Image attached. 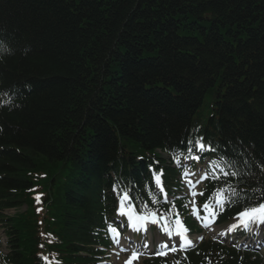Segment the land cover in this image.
<instances>
[{
	"label": "trees",
	"instance_id": "trees-1",
	"mask_svg": "<svg viewBox=\"0 0 264 264\" xmlns=\"http://www.w3.org/2000/svg\"><path fill=\"white\" fill-rule=\"evenodd\" d=\"M0 31L12 46L2 98L17 96L0 98V210L31 203L43 172L54 235L42 239L31 210L8 218L14 264H43V251L95 264L85 245L101 239L90 229L110 172L141 189L156 160L170 184L157 148L186 146L205 98L202 130L220 150L249 152L264 192V0H0Z\"/></svg>",
	"mask_w": 264,
	"mask_h": 264
},
{
	"label": "snow or ice",
	"instance_id": "snow-or-ice-1",
	"mask_svg": "<svg viewBox=\"0 0 264 264\" xmlns=\"http://www.w3.org/2000/svg\"><path fill=\"white\" fill-rule=\"evenodd\" d=\"M195 146L200 151L206 150V146L202 142H199V141L196 142ZM207 150H209V151L211 150V146L210 145L207 146ZM188 158L199 160V156L186 157V159H188ZM174 159H175L177 164L180 163V160H179L178 157H174ZM213 164H214V162H213ZM160 175H162V173ZM160 175H156L155 176V180H156L157 185L160 186L161 189H162V182L160 181ZM184 175L185 176L188 175L187 170H185ZM225 175H227V173H225ZM233 175H235V173H233ZM205 178H207V177H205ZM229 190L231 191L232 196H237L238 195V193L236 192L235 189H219V190H217L216 193H214V196L217 198L218 202L221 205L225 202V200H224L225 192H227ZM201 195H203V193H201ZM129 199H131V198L128 196V193L127 192L123 193V195L121 197V201H120L121 207L119 209V211L122 214L124 212V203H125L126 200H129ZM203 207H204L205 210H207L208 209V204L205 203L203 205ZM193 214H195V212ZM128 218H129V220L133 221V228L136 231H140L141 230V228L137 227L136 222L137 221H143V220L147 219L145 216H137L131 210L128 212ZM197 218H199V217H197ZM237 218L241 220L244 230H249L250 225L252 223H264V203H259L258 205L254 206V207L246 208L244 211L239 212L237 214ZM203 226L204 227H209V225L207 223H204ZM236 227H237V225H232V226H230V230H234ZM143 230L146 231V227ZM109 231L110 232H116V230L113 229V228H109ZM164 231L168 234L169 237L172 235V233L169 232L168 229L165 228ZM184 232L185 233L187 232L186 228L184 229ZM224 234H226V233H224ZM117 237H118V234H117V236H114L113 239L117 240V242H118ZM200 239H202V237ZM183 243L186 244L187 246H191V241L190 240H184ZM160 247L167 248L168 244L167 243L161 244ZM172 250L174 251L175 248H173ZM140 254L141 253H139L137 251H134L132 256L130 257L129 261L126 262V264H131V261L137 259Z\"/></svg>",
	"mask_w": 264,
	"mask_h": 264
},
{
	"label": "rangeland",
	"instance_id": "rangeland-1",
	"mask_svg": "<svg viewBox=\"0 0 264 264\" xmlns=\"http://www.w3.org/2000/svg\"><path fill=\"white\" fill-rule=\"evenodd\" d=\"M203 111L204 112H207V108L205 107ZM35 192L40 195V193H41V186L35 187ZM0 235L1 236L3 235L4 242H6V239L4 237V233H3V230L2 229H0Z\"/></svg>",
	"mask_w": 264,
	"mask_h": 264
}]
</instances>
